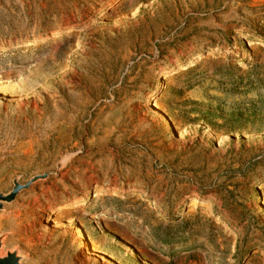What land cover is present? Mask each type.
I'll return each instance as SVG.
<instances>
[{
    "label": "rangeland",
    "instance_id": "1",
    "mask_svg": "<svg viewBox=\"0 0 264 264\" xmlns=\"http://www.w3.org/2000/svg\"><path fill=\"white\" fill-rule=\"evenodd\" d=\"M0 75V193L74 154L3 253L43 262L22 223L79 264H264V0H0Z\"/></svg>",
    "mask_w": 264,
    "mask_h": 264
},
{
    "label": "bare ground",
    "instance_id": "2",
    "mask_svg": "<svg viewBox=\"0 0 264 264\" xmlns=\"http://www.w3.org/2000/svg\"><path fill=\"white\" fill-rule=\"evenodd\" d=\"M4 77L5 76L0 75V82L7 81V79L10 76L9 77L6 76L5 78ZM109 191L116 193L117 189H110ZM82 200L83 199H79L78 201L68 203V205L63 210H68L69 208H71L73 206H78L79 204L82 203ZM193 206H195L194 203L192 205H190V207H193ZM105 230L104 231L106 233H110V235H111V231H110L111 228L110 227H105ZM16 232L18 234H25L27 236L28 241L25 244L26 250L29 251V250H33L35 248H39L43 251H49L43 257V262L40 264H64L65 261H66V264H79V262H80L79 261L80 258L78 259V256L76 254L73 255V257H69V253H68V255H65V257H64L63 256L64 245L60 246L58 244L59 245L58 248H54L56 246V244L53 243V240L49 237L44 236L43 234L38 235L35 232V230H33V227L31 228V225H28V224L24 225L21 223L18 225ZM75 232H76L75 234H76L77 241L80 242L81 248L88 247V242L84 239V237L81 234V232L79 231L78 227L75 228ZM112 234H114L118 240H119V238L121 240H123V238H124V235L122 233H118V232L113 233L112 232ZM10 241H12V240H10ZM59 243H61V242H59ZM123 245L126 248H130V254L132 255V257L135 256V258L136 257L139 258V260H137V261L141 262L142 264H153L152 258L145 253V251L142 247V243L137 244V243H134L133 241L129 240V241L123 242ZM86 258L88 260L104 262L106 260L107 256L102 254L101 251H99V249L97 247L96 248L91 247V249L89 250V253L87 252V254H86ZM115 260H116V258H115ZM27 264H29V263H27ZM81 264H86V263L83 262Z\"/></svg>",
    "mask_w": 264,
    "mask_h": 264
},
{
    "label": "water",
    "instance_id": "3",
    "mask_svg": "<svg viewBox=\"0 0 264 264\" xmlns=\"http://www.w3.org/2000/svg\"><path fill=\"white\" fill-rule=\"evenodd\" d=\"M74 157V154H67L60 158V160L57 162L55 166V171L48 174H41L34 176L28 180L26 184H20L19 178H16L12 181L13 188L8 193H0V212L4 211V206L7 204L12 203L16 196L22 192L23 190H26L31 185L35 184L36 182L46 180L51 174L57 175L61 169L67 166L69 161ZM5 234H0V264H23L24 262V255L17 249L14 248L12 250L4 251L5 246Z\"/></svg>",
    "mask_w": 264,
    "mask_h": 264
}]
</instances>
